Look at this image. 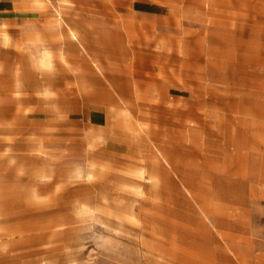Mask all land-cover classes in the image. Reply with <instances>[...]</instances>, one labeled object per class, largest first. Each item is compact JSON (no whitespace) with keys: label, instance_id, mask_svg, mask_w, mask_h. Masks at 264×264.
<instances>
[{"label":"rangeland","instance_id":"obj_1","mask_svg":"<svg viewBox=\"0 0 264 264\" xmlns=\"http://www.w3.org/2000/svg\"><path fill=\"white\" fill-rule=\"evenodd\" d=\"M34 5L0 33V264H264V0Z\"/></svg>","mask_w":264,"mask_h":264},{"label":"crops","instance_id":"obj_2","mask_svg":"<svg viewBox=\"0 0 264 264\" xmlns=\"http://www.w3.org/2000/svg\"><path fill=\"white\" fill-rule=\"evenodd\" d=\"M43 0H0V33L3 28H7L12 35L18 34L20 26L38 18L41 11L37 10L35 5ZM60 1V0H59ZM78 3L89 8V12L85 15L81 14V20L84 18H94L95 10L93 8L108 9L117 12L124 18H133L144 21H164L167 18H175L173 14L176 5L181 0H76ZM83 18V19H82ZM78 29L69 27V32L75 30L84 36V43L76 40V44L67 48V44L61 46L64 51L78 50L79 45L88 50V47L93 48V43L96 42L90 39L92 32L84 30V22L79 21ZM82 28V29H81ZM69 32L67 33L69 35ZM101 34L110 35L111 42L116 40L115 32L103 31ZM48 49L46 45H44ZM43 47V48H44ZM73 47V48H72ZM46 64V63H45ZM99 67V65L96 63ZM89 67V64H86ZM98 76H100L98 74Z\"/></svg>","mask_w":264,"mask_h":264},{"label":"bare ground","instance_id":"obj_3","mask_svg":"<svg viewBox=\"0 0 264 264\" xmlns=\"http://www.w3.org/2000/svg\"><path fill=\"white\" fill-rule=\"evenodd\" d=\"M70 35L72 38L76 39L77 41L84 43L83 39L81 38V36L76 31L72 30ZM47 57H50V52L46 47H44L43 51L41 53V58L43 61H45L48 59ZM91 166H93V164Z\"/></svg>","mask_w":264,"mask_h":264}]
</instances>
